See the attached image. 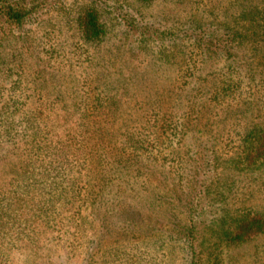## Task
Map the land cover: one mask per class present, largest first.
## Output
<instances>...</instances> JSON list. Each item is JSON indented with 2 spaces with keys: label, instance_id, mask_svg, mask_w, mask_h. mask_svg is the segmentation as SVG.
Here are the masks:
<instances>
[{
  "label": "rangeland",
  "instance_id": "1",
  "mask_svg": "<svg viewBox=\"0 0 264 264\" xmlns=\"http://www.w3.org/2000/svg\"><path fill=\"white\" fill-rule=\"evenodd\" d=\"M24 2L22 24L0 12V119L15 113L0 188L46 171L54 184L24 211L39 201L52 217L8 264H264V233L226 238L236 214L264 213V171L237 162L246 126L264 123V0ZM256 6L250 37L232 40ZM88 7L105 27L95 41L79 25ZM222 76L236 99L213 97Z\"/></svg>",
  "mask_w": 264,
  "mask_h": 264
},
{
  "label": "trees",
  "instance_id": "2",
  "mask_svg": "<svg viewBox=\"0 0 264 264\" xmlns=\"http://www.w3.org/2000/svg\"><path fill=\"white\" fill-rule=\"evenodd\" d=\"M2 1L0 12L2 16L5 17L6 21L10 23L22 24L32 14V8L29 7L24 0ZM260 12L261 10H259L258 6H256L253 11L249 9L244 10L242 15L248 19L246 21L249 25L244 29L245 32H235L232 40L250 37V30L254 25L253 23H255L254 16ZM78 20L86 39L95 41L103 37L105 27L101 21L99 11L95 7L86 8L80 14ZM238 87L237 84L230 82L227 78L222 76V79L219 81L213 93V97L217 100H219L220 97L224 99H236ZM10 115L13 116L10 118ZM14 116L15 113L11 111L7 117L2 120L0 119V132L9 127L10 123L14 121ZM31 118L32 117L25 112L21 113L20 120L26 132L29 131V135L27 136L30 137L32 143L36 144L38 142V132L35 131L36 126ZM1 135H3V133H1ZM243 137L237 162L244 172L247 174L253 173L256 178H260L258 172L264 171V123H251L247 125L243 132ZM37 149H41V147L38 146ZM52 164L53 163L50 162V165ZM256 181L259 184H264V179H256ZM52 184L54 183L50 181L49 173L46 174V171H44L35 178H33L32 174L29 182L27 180L23 184L20 182L11 192H6V190L0 188V264H8L11 250L15 245V239H17L18 244H25L27 241L25 236L27 232H37V227L40 228V225H45L48 219L49 222L51 221L50 217H52V215L44 214L49 212L45 209L43 202L39 203V201H37L35 205L39 215L25 212L24 209L26 210V207L24 198L30 195L32 189L34 197L39 193H46ZM57 188L60 195L57 198L56 195L58 194L55 193L51 197L46 198L48 207L57 200H63L64 193L68 192V189L62 185ZM44 198L45 196H42V199ZM74 199V197H71L69 201H74ZM233 222L232 228L226 233V238L230 242H246L253 236L264 233V213L262 212L255 211L236 214L233 218ZM191 246V251L190 248L188 251L192 255L191 257L194 263L196 255L202 251L197 252L194 246Z\"/></svg>",
  "mask_w": 264,
  "mask_h": 264
}]
</instances>
